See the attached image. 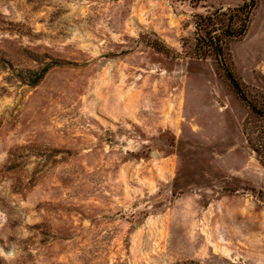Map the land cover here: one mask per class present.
<instances>
[{
	"label": "rangeland",
	"instance_id": "rangeland-1",
	"mask_svg": "<svg viewBox=\"0 0 264 264\" xmlns=\"http://www.w3.org/2000/svg\"><path fill=\"white\" fill-rule=\"evenodd\" d=\"M242 5L0 0V264H264V117L195 56ZM229 54L264 111V0Z\"/></svg>",
	"mask_w": 264,
	"mask_h": 264
},
{
	"label": "trees",
	"instance_id": "trees-1",
	"mask_svg": "<svg viewBox=\"0 0 264 264\" xmlns=\"http://www.w3.org/2000/svg\"><path fill=\"white\" fill-rule=\"evenodd\" d=\"M256 7L257 0H243V5L231 11L230 16L223 11H218L209 16H195V56L202 60L214 58L224 72L236 96L256 116L264 117V111L257 109L247 101L242 82L236 77L230 65L226 62L228 59L231 61L229 44L245 36ZM159 51L165 52L166 49L162 46ZM251 146L257 155L264 157V144H251Z\"/></svg>",
	"mask_w": 264,
	"mask_h": 264
}]
</instances>
